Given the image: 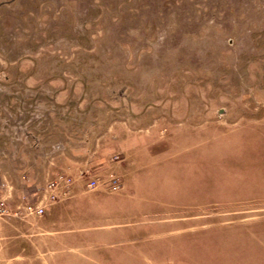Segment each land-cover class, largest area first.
<instances>
[{"label": "rangeland", "instance_id": "374dc122", "mask_svg": "<svg viewBox=\"0 0 264 264\" xmlns=\"http://www.w3.org/2000/svg\"><path fill=\"white\" fill-rule=\"evenodd\" d=\"M0 264H264V0H0Z\"/></svg>", "mask_w": 264, "mask_h": 264}, {"label": "built area", "instance_id": "2783aa9c", "mask_svg": "<svg viewBox=\"0 0 264 264\" xmlns=\"http://www.w3.org/2000/svg\"><path fill=\"white\" fill-rule=\"evenodd\" d=\"M88 186L90 188H94L96 186V182L95 181H92V182H89L88 183ZM29 211L31 212H36L38 215H42L44 213V209L43 208H39V209H34L33 206H28L27 208Z\"/></svg>", "mask_w": 264, "mask_h": 264}]
</instances>
